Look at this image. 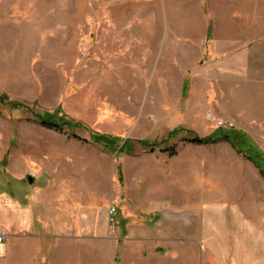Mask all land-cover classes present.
<instances>
[{"label":"rangeland","instance_id":"rangeland-1","mask_svg":"<svg viewBox=\"0 0 264 264\" xmlns=\"http://www.w3.org/2000/svg\"><path fill=\"white\" fill-rule=\"evenodd\" d=\"M0 196V264H264V0H0Z\"/></svg>","mask_w":264,"mask_h":264},{"label":"crops","instance_id":"crops-1","mask_svg":"<svg viewBox=\"0 0 264 264\" xmlns=\"http://www.w3.org/2000/svg\"><path fill=\"white\" fill-rule=\"evenodd\" d=\"M1 195H4L3 193ZM7 201L4 203V205H10L11 208L7 209V216L4 218V222L0 224V228L5 229L9 232V236L7 237L5 243L0 248V263L1 261H6V259L2 258L1 251L7 249V242L9 238L12 236V230L16 227H22L24 224V219L27 220V210L25 204H22L21 202H14L12 199H10L8 196H6ZM157 197H153V203L150 205V208H173V206H170L168 204L158 203ZM201 200V199H200ZM197 201L194 205H188L187 203L181 202V207L177 208H205L204 201ZM170 206V207H169ZM25 208V209H24ZM216 208V207H215ZM4 227V228H3ZM234 228L236 230L233 234H229V244L230 247L228 248V256H222L220 255L218 258V262L220 264H262L260 262V259L256 257L253 251V242L251 239V236H253V233L251 231L252 223L250 221L248 222H235ZM203 230V228H201ZM249 230V232H247ZM204 237L203 234L200 236V242L201 245L204 243ZM264 260V259H263ZM14 261V260H13ZM202 261V259H201ZM203 264V262H202Z\"/></svg>","mask_w":264,"mask_h":264},{"label":"trees","instance_id":"trees-1","mask_svg":"<svg viewBox=\"0 0 264 264\" xmlns=\"http://www.w3.org/2000/svg\"><path fill=\"white\" fill-rule=\"evenodd\" d=\"M40 122H41V125L44 127L54 129L57 131L62 130V127L60 124H58L56 121L51 120L49 118H43ZM229 138H230L229 134H226V132L218 128V130H216L213 135L203 137L199 134L193 133L190 137L183 138L182 140H185L186 143H190V144L209 145L211 143L219 141L220 139L228 140ZM173 149L175 150L176 146H174Z\"/></svg>","mask_w":264,"mask_h":264},{"label":"built area","instance_id":"built-area-1","mask_svg":"<svg viewBox=\"0 0 264 264\" xmlns=\"http://www.w3.org/2000/svg\"><path fill=\"white\" fill-rule=\"evenodd\" d=\"M3 201L6 202L7 198L3 197V196H0V202H3ZM109 213H110V223H112L114 225L115 224L116 208L115 207H111ZM8 236H9V232L7 230H5V229L0 228V248L5 243V241H6Z\"/></svg>","mask_w":264,"mask_h":264},{"label":"water","instance_id":"water-1","mask_svg":"<svg viewBox=\"0 0 264 264\" xmlns=\"http://www.w3.org/2000/svg\"><path fill=\"white\" fill-rule=\"evenodd\" d=\"M28 180H29L30 183H33L34 182V176L30 174L28 176Z\"/></svg>","mask_w":264,"mask_h":264}]
</instances>
